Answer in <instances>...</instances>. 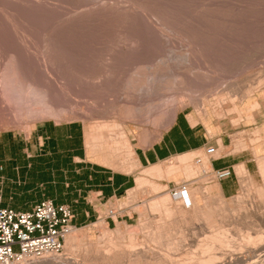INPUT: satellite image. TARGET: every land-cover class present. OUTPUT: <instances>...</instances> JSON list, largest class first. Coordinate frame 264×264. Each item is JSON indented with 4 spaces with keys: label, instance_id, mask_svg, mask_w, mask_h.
<instances>
[{
    "label": "rangeland",
    "instance_id": "374dc122",
    "mask_svg": "<svg viewBox=\"0 0 264 264\" xmlns=\"http://www.w3.org/2000/svg\"><path fill=\"white\" fill-rule=\"evenodd\" d=\"M2 100L0 136L27 134L42 123L78 124L84 140L85 126L107 121L126 133L135 152L179 113L191 125L196 120L217 157L249 161L236 165L245 166L253 185L247 190L236 176L237 192L230 197L202 175L217 158L203 151L191 153L177 173L144 176L147 183L133 199L127 192L97 208L95 222L76 226L82 230L73 239L77 264H198L215 234L224 246L211 241L216 258L208 264H228L232 252L243 250L246 235L264 231V179L257 165L264 157V0H0ZM238 142L243 149L232 152ZM100 155L90 158L85 151L84 160L96 163ZM121 156L103 166L120 171ZM174 157L157 164L168 167ZM143 169L132 161L134 177ZM180 183L196 189L195 211L193 203H183L169 220L178 226L151 240L155 222L164 217L162 209L148 208L152 186L171 190ZM108 209L116 212L113 224L105 218ZM99 222L108 232L118 226L120 235L101 236ZM94 245L115 248L109 247L113 259L84 258V247ZM129 245L141 256L129 257ZM262 259L244 262L264 264Z\"/></svg>",
    "mask_w": 264,
    "mask_h": 264
},
{
    "label": "crops",
    "instance_id": "0c3cea01",
    "mask_svg": "<svg viewBox=\"0 0 264 264\" xmlns=\"http://www.w3.org/2000/svg\"><path fill=\"white\" fill-rule=\"evenodd\" d=\"M209 145V138L198 124L191 125L185 115L178 113L155 140L135 148V163L138 168H146L181 154L204 152ZM240 157L224 154L209 160L208 167L212 169H233L230 178L217 181L223 197L237 192L234 167L239 162L249 163ZM84 158V140L78 124L42 123L27 134H3L1 205L27 211L50 200L70 206L75 226L95 222L100 218L97 208L104 210L109 202L124 197L134 186L135 177L133 172L116 171Z\"/></svg>",
    "mask_w": 264,
    "mask_h": 264
},
{
    "label": "bare ground",
    "instance_id": "6f19581e",
    "mask_svg": "<svg viewBox=\"0 0 264 264\" xmlns=\"http://www.w3.org/2000/svg\"><path fill=\"white\" fill-rule=\"evenodd\" d=\"M40 93H41V91H40ZM41 96L42 95H40V97ZM45 97H46V95H45ZM45 102H44V104H46ZM6 106L7 105H5V103H3V100L0 101V120H2L3 117H5L4 116L5 115L4 110L6 109ZM252 106L256 107L254 105H252ZM250 107L251 106H249V108ZM44 108L47 110V112H51V114H52V111H50V107L48 105H45V107H43V110H44ZM33 111H36V110L32 109L31 112H33ZM32 114L37 115L38 113H34L33 112ZM170 121L166 122L163 125L161 130L166 128V126L170 123ZM195 121L196 120H192L191 123L192 124H196ZM114 127H117V129H118V131L116 133L112 132V128H114ZM157 135L151 141L155 140ZM151 141H149V142H151ZM119 144L122 145V149H123L122 154L121 153L119 154V152H118ZM233 145L234 146L232 147L233 148L232 152H237L239 149H241L243 147V146H241V143H239V142L236 143V144H233ZM84 148H85L87 156L90 157V158H93V156H95L96 153H100L101 154L100 158H95V161H96V163L101 164V165H103L104 163H107V162H109L107 164L111 165V161L112 160H118V158L122 155L121 156L122 160H119V164L122 167V169L120 170L121 172L130 173L131 172V163H132V161L135 162L134 151H133V149L131 147V144L129 143V141L127 139L126 133L121 131L120 128H118V125L113 123V122H107V121L92 122L90 125L85 126L84 127ZM192 156L193 155L191 153L178 155V156H176V158L174 157L175 158V159L173 158L174 161L168 167H165V168H163L160 164H152V165L144 168L143 171H141L143 175L136 176L134 178V185H136V186H135V189L131 188V189L128 190V197L133 199L134 195H136V192L139 189L141 190V188L143 186H145L147 181L144 178V176L152 175V176L161 177L163 174H172V173L174 174V173H177L179 171L180 167L185 166L190 161ZM214 157H217L216 154H215ZM257 165H258L259 174H260L261 177H263L262 179H264V157L257 158ZM202 167H199V168H202ZM191 171L192 170L190 169V167H187L185 169L184 173L186 174V178L191 176V174H192ZM234 171H235L236 176L238 177V179L242 183L243 187H245L247 189V188H249V187H251L253 185L252 179H251L250 175L248 174V172H247V170H246V168H245V166L243 164L236 165L234 167ZM148 186H149V184H148ZM195 190L196 189L188 190L186 188V196H185V198H184L185 200H184L182 198V194L178 190L171 191V190L165 189V187L163 188V187L158 186V185H153L152 186L151 193H153V197L151 198V202H150L148 208L150 210H153V211L155 209H158V208L162 209V212L164 213V217H163V219H159L157 222H155V226H153L154 227L153 230H154V232L156 234L150 232V233H152L151 237H150L151 240L152 239L155 240L156 237L159 238L158 236L160 234L158 235L157 233H160L161 231L164 233V231H168V230L171 232L170 228H174V227L178 226L177 224H178L179 221L177 219H176V222L175 221L174 222H169V220H170V217L173 215V213H175V212L180 213L182 211L183 203H186V202L193 203L194 204L193 205L194 206L193 207V211H195L194 210L195 209V202H194V193H195L194 191ZM237 199H239V198H237ZM171 202H173V205L171 204ZM189 205H190V203H189ZM194 218H195V216H194ZM174 220H175V217H174ZM101 223L102 222L96 223L97 227H100L102 229V235L101 236L104 237L105 235L110 234L111 232L115 233V234H118L117 236L120 235L119 234L120 233V229H119L118 226L114 230L108 232L107 230H105L103 224H101ZM145 228H147V227H145ZM81 231H80L79 228L78 229L77 228H72L66 233L65 244H64V253L63 254L47 257L45 259H42V260H39V261H35L32 264H77V262H78L77 260L78 259H76L75 257H72L73 256L72 254L74 252L73 248L75 247L73 239L75 238L76 235L81 233ZM222 237H223V235H222ZM226 237H225V239H226ZM107 238H108V235H107ZM208 238L212 241V243L213 242L217 243V245L220 246V247L224 246L222 244V243H224V241L222 239H219L218 236L216 237V234L215 235H211ZM211 241H210V243H211ZM210 243L206 244L205 248H204L203 254L205 252L207 253V255L205 257L206 259L205 258L204 259L201 258L198 264H208V263L212 262V260H214L216 258V255H214V254L211 255L209 253L210 250H212V245ZM226 243H227V245L229 244L228 242H226ZM176 244H177V242H176ZM243 244H244L243 245V247H244L243 250L240 248L241 251L236 252V253L232 252L230 254L231 257L229 256L230 259H229V263L228 264H230L231 261H234V262L235 261H237V262L238 261H241V262L242 261L243 262L244 261H253L255 259H258L259 257H262L264 259V231H258L254 237H251L250 235H246L244 237V243ZM132 245H131V247L129 245L130 251L128 252V255H129V257L138 258L139 256H141L140 255L141 252L138 249H131ZM109 247L112 248V246H109ZM109 247L104 248V249H100L99 247H96L95 245L94 246H88L87 248L84 247V249H83L84 252H82L83 253L82 256L84 255L83 256L84 258H90L91 260H95V261H97V260L98 261L111 260V259H113L114 254L109 249ZM114 249L112 248V250H114ZM75 253L78 254V252H75ZM220 253H222V252H220ZM259 253H260V256H258ZM181 261H179V262H181ZM182 262H184V261H182ZM182 262H181V264H183ZM232 264H234V263H232ZM240 264H242V263H240Z\"/></svg>",
    "mask_w": 264,
    "mask_h": 264
},
{
    "label": "built area",
    "instance_id": "2783aa9c",
    "mask_svg": "<svg viewBox=\"0 0 264 264\" xmlns=\"http://www.w3.org/2000/svg\"><path fill=\"white\" fill-rule=\"evenodd\" d=\"M216 150L215 146H208L204 152L212 157ZM233 173L232 168H209L202 175H210L220 181L230 178ZM175 190L185 198L184 183L171 189ZM1 202L0 191V264H32L59 255L64 250L66 233L76 228L73 223L75 215L66 204L56 205L50 200H43L30 210L18 211L3 207ZM115 216L116 212L108 209L105 218L113 221Z\"/></svg>",
    "mask_w": 264,
    "mask_h": 264
}]
</instances>
